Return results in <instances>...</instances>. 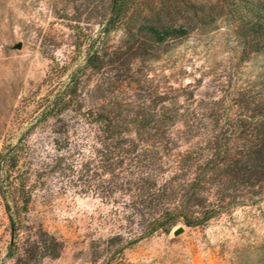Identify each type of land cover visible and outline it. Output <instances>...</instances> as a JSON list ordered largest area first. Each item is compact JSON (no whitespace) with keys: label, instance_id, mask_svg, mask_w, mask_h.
<instances>
[{"label":"trees","instance_id":"1","mask_svg":"<svg viewBox=\"0 0 264 264\" xmlns=\"http://www.w3.org/2000/svg\"><path fill=\"white\" fill-rule=\"evenodd\" d=\"M136 4L110 0L106 25L85 43L84 64L46 99L34 125L55 121L49 127L53 152L43 157L49 171L112 207L120 232L106 240L104 252L112 255L105 264L181 223L203 227L264 201V84L219 99H198L190 86L171 85L168 75L152 68L190 33L177 21L178 0H162V12L137 11ZM201 6L198 25L208 29L218 18ZM249 12L239 17L244 58L264 51V3ZM120 28L124 38L111 44ZM120 69L124 79L116 77ZM30 151L21 143L0 157V219L3 209L11 231L0 264H43L63 249L44 228L28 227L29 171L36 159Z\"/></svg>","mask_w":264,"mask_h":264},{"label":"rangeland","instance_id":"2","mask_svg":"<svg viewBox=\"0 0 264 264\" xmlns=\"http://www.w3.org/2000/svg\"><path fill=\"white\" fill-rule=\"evenodd\" d=\"M135 1L137 11L157 7L162 12V0ZM109 2L0 0V157L24 143L36 158L29 171L34 194L26 221L29 228L42 227L63 245L59 256L43 264H105L112 255L104 252L106 240L120 232L111 220V206L51 173L44 163L49 161L43 157L53 152L49 127L55 121L34 127L46 99L65 88L70 75L84 64L85 43L106 25ZM258 3L264 0H178L177 21L190 33L154 65L153 73L168 75L175 87L190 86L198 99L241 94L255 84L259 89L264 84V51L244 58L246 46L238 34L243 25L239 17L250 16V8ZM201 5L218 18L208 29L198 25L196 10ZM124 35L123 28L117 29L110 43L118 45ZM18 43L22 49L15 48ZM125 75L123 69L116 72V77ZM0 220L2 259L11 239L3 209ZM178 227L184 232L175 236ZM116 259L113 264H264V201L221 214L203 227L181 223L170 234L145 239Z\"/></svg>","mask_w":264,"mask_h":264},{"label":"water","instance_id":"3","mask_svg":"<svg viewBox=\"0 0 264 264\" xmlns=\"http://www.w3.org/2000/svg\"><path fill=\"white\" fill-rule=\"evenodd\" d=\"M22 47H23V44L22 43H18L16 46H15V48L16 49H22ZM184 232V228L183 227H178L177 229H175V231H174V235L175 236H179L181 233H183Z\"/></svg>","mask_w":264,"mask_h":264}]
</instances>
